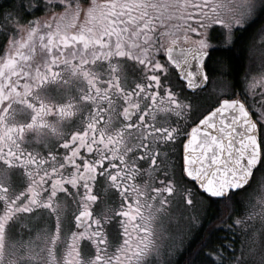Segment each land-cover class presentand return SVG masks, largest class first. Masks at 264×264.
<instances>
[{"label": "snow or ice", "instance_id": "obj_1", "mask_svg": "<svg viewBox=\"0 0 264 264\" xmlns=\"http://www.w3.org/2000/svg\"><path fill=\"white\" fill-rule=\"evenodd\" d=\"M262 13L264 0H0V264H171L212 197L236 213L239 247L208 236L199 264H264V59L239 87L208 65ZM257 36L264 49V23ZM210 78L213 103H191Z\"/></svg>", "mask_w": 264, "mask_h": 264}, {"label": "trees", "instance_id": "obj_2", "mask_svg": "<svg viewBox=\"0 0 264 264\" xmlns=\"http://www.w3.org/2000/svg\"><path fill=\"white\" fill-rule=\"evenodd\" d=\"M264 21V13L258 16L256 24H260ZM251 30L241 34V37L234 44L232 49L218 50V52L212 53L211 55L221 56L225 59L228 67L229 73L232 81H236L242 74L243 71V38L250 34ZM223 51V52H221ZM221 54L218 55V53ZM237 86V85H236ZM236 213L230 212L226 207L225 202L220 199L208 200L207 217L202 224L198 234L190 242L183 253L177 258L175 264H199L201 257L198 253L204 250V244L206 238L211 236V242L213 244H224L228 240H234L239 247V240L237 239L238 233L234 234L233 230L229 227L231 220H229V215L235 216Z\"/></svg>", "mask_w": 264, "mask_h": 264}, {"label": "rangeland", "instance_id": "obj_3", "mask_svg": "<svg viewBox=\"0 0 264 264\" xmlns=\"http://www.w3.org/2000/svg\"><path fill=\"white\" fill-rule=\"evenodd\" d=\"M260 15L261 14H258V16H260ZM261 23H264V21H262ZM257 28L247 38L248 41L245 45V53H244V67H243V71H242L241 76L237 80V87L240 86L239 81H240L241 77L243 76L244 71L246 69H249V68H252L254 71H259L261 61H262V59H264V49L261 48L259 36H257L255 38V43L253 44V33L256 32ZM240 30L241 29H237L236 32L238 33V32H240ZM218 40H219V36L217 35L216 39L213 41V43H217ZM218 45H220V47L226 46L222 43L218 44ZM216 47H218V46H216ZM216 47H214V48H216ZM208 61H209L208 65H209L210 69L211 68H217L219 70L222 68L223 71L228 74L227 79L231 80L230 73H229L230 72L229 67H228L226 61L221 56L214 55L213 58L208 60ZM217 88H218V84H214L213 80L210 78L208 80L207 86L204 89L199 90L194 94H187V92H185V95L187 96V98L189 99V101L191 103L207 106V105L213 103V100L215 98L214 89H217ZM256 100L257 101L259 100V96L256 97ZM248 103L249 104L252 103V97H249ZM253 111H255V109H253ZM262 132H263V136H264V129H262ZM253 183L255 185V180ZM207 208H208V200L207 199L203 200L202 203H199L197 205L196 212L198 213V219L193 223V227H192L190 233L187 235L183 246H177L176 250L170 256L166 257L167 259H169L171 261V264L176 263L177 258L183 253V251L187 248V246L190 244V242L198 234L202 224L204 223V221L207 217ZM170 211L172 213H178V214H182L184 216H190L193 214V211L191 209H186V208L180 207L176 204H174L172 206Z\"/></svg>", "mask_w": 264, "mask_h": 264}, {"label": "flooded vegetation", "instance_id": "obj_4", "mask_svg": "<svg viewBox=\"0 0 264 264\" xmlns=\"http://www.w3.org/2000/svg\"><path fill=\"white\" fill-rule=\"evenodd\" d=\"M257 17H258V16H257ZM257 17H256L255 22H253L252 24H250L246 29H241L240 32H238V33L236 32V41H235V43H236V42L238 41V39L241 37V34H242V33L246 32V31L249 32V31L251 30L250 34L248 35V37H249V36L252 34V32H253L257 27H259L260 24H256ZM248 37H247V34H246L245 38H243V45H244L243 53H245V45H246V43H247V41H248V39H247ZM235 43H234V44H235ZM234 44H232L231 46H221V47H220V45H218V47L213 48V49L210 51V56H209L208 60H210V59L213 58L214 55H211L212 53L218 52V50L232 49V47L234 46ZM221 52H223V51H221ZM221 52H219L218 55L221 54ZM243 58H244V55H243ZM224 60H225V59H224ZM208 62H209V61H208ZM243 65H244V63H243ZM207 84H208V81H207ZM207 84H206V86H207ZM206 86H205V87H206ZM205 87H204V88H205ZM204 88H203V89H204ZM199 90H202V89H198V90H196L195 92H189V91L186 90V92H187V94H194V93H196V92L199 91ZM257 131H258V138H260V137H264V136H263L262 129L258 128Z\"/></svg>", "mask_w": 264, "mask_h": 264}, {"label": "water", "instance_id": "obj_5", "mask_svg": "<svg viewBox=\"0 0 264 264\" xmlns=\"http://www.w3.org/2000/svg\"><path fill=\"white\" fill-rule=\"evenodd\" d=\"M206 84H207V82H206ZM206 84L199 86L197 89H186V90L189 92H195L198 89H203L206 86ZM257 135H258V131H257ZM205 195H207V194H205ZM212 199H220V198L212 197Z\"/></svg>", "mask_w": 264, "mask_h": 264}]
</instances>
